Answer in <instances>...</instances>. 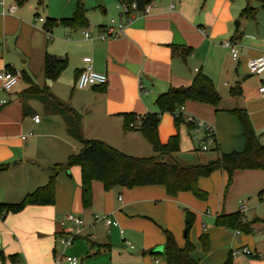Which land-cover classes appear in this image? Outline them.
I'll use <instances>...</instances> for the list:
<instances>
[{"label": "crops", "instance_id": "0c3cea01", "mask_svg": "<svg viewBox=\"0 0 264 264\" xmlns=\"http://www.w3.org/2000/svg\"><path fill=\"white\" fill-rule=\"evenodd\" d=\"M76 1L56 0L49 7L44 0H3L4 7L0 5V71L8 65L20 74L9 92L0 82V99H7L0 106V203L18 202L47 183L53 165L80 150L76 122L86 139L104 141L133 156H157L139 130L123 127L125 113L137 116V126L142 116L156 110L151 98L159 91L152 81L164 83L167 90L187 86L197 72L204 73L220 102L214 107L186 101L183 117L197 112L207 115L214 125L215 146L229 153L243 149L244 138L239 121L228 110L244 109L264 144L261 96L257 88L248 89L241 77L243 73L251 76L247 62L264 51V31L251 29L248 23L240 30L243 19L249 20L239 16L246 0H150L149 12L130 21L123 34L106 40L96 37L99 30L111 19H124L119 7L114 15L118 0H83L87 27H43L50 18L70 17ZM9 5L15 11L2 13ZM41 9L46 20L37 19ZM83 30L93 38H85ZM226 39L238 43L235 59L221 45ZM45 54L67 60L56 80L44 77ZM85 56L91 58L95 71L106 74L105 84L77 86ZM256 75L259 86L264 72ZM31 81L40 87L47 83L49 93H24ZM34 115H39L38 122ZM174 131L171 118L164 115L158 125L160 141L165 142ZM215 151L198 158L193 151L179 149L160 159L203 164L217 158L219 151ZM197 185L206 193L205 199L191 191L171 196L160 184L116 185L105 190L100 181L93 180L91 204L83 207L80 167L71 166L56 174L52 204H31L18 212L0 210V264H70L63 254L77 257V264H166L164 231L171 232L183 247L187 210L194 213L188 239L193 244L190 255L198 264H222L233 248L241 247L254 252L246 264H264V171L236 170L227 185V173L216 169L200 177ZM236 211L247 221L253 217L250 233L215 225L218 215ZM68 213L80 216L83 224H62ZM106 218L118 225H107ZM67 231L74 233V240L63 248L59 239ZM204 234L207 249L200 239ZM158 247H162L160 253L150 252Z\"/></svg>", "mask_w": 264, "mask_h": 264}, {"label": "trees", "instance_id": "16d2710c", "mask_svg": "<svg viewBox=\"0 0 264 264\" xmlns=\"http://www.w3.org/2000/svg\"><path fill=\"white\" fill-rule=\"evenodd\" d=\"M134 0H118V3L130 6ZM137 8L142 9L150 0H135ZM252 1H259L264 6V0H246L245 6L241 9L239 16L251 19L254 17V7ZM129 9L128 12H130ZM53 25H62L70 28H84L88 26L86 7L82 0H77L75 10L70 17L59 19H48L45 29H50ZM67 60L64 57H56L45 54L43 61V73L47 81L58 78L66 68ZM6 69L13 71L10 66ZM23 77L26 74L21 73ZM24 93L37 94L49 93V86L45 83L38 86L30 82ZM232 94L238 91L231 90ZM186 101H196L207 103L216 107L220 102V95L216 91L212 80L202 72H197L191 83L187 86L170 87L161 93L156 104L159 107L157 112H148L140 118L139 124L134 125L137 116L134 113L123 115V127L125 130H139L147 142L151 145L157 156L138 157L126 154L104 141L98 139H86L82 136L79 125L76 122L78 137L81 148L77 153L70 154L64 163H56L52 167V174L47 183L36 187L26 193L18 202L0 203V210L5 212H18L27 205L31 204H52L55 194L56 174L66 171L71 166L80 167V187L81 203L83 207H88L92 201L91 183L98 180L103 188L108 190L113 186L134 187L143 185L160 184L165 186L168 195L175 196L179 191H191L199 199H205L206 193L199 189L197 182L200 177L210 175L214 170L221 169L227 173V185L231 182L233 173L236 170L261 169L264 171V145L259 142L248 113L244 109H231L230 114L235 116L242 128L244 147L240 151L223 153L216 145L215 150L219 151L217 158L203 164L180 165L177 162H167L160 159L165 155H170L179 150V136L175 133L162 142L158 135V125L161 115L168 111L172 113L173 123L178 128L185 123L184 117L179 111L174 113L178 106H182ZM187 124V123H186ZM191 127V124H187ZM2 168V167H0ZM262 196V192L259 193ZM262 198V197H261ZM194 213L187 210L185 213V233L186 239L183 247H179L171 232L165 230V243L163 256L166 264H198L190 252L193 244L188 239V232L193 223ZM215 225L229 229H237L244 233H250L251 223L244 219L240 211L221 214L215 219ZM204 249L208 248V237L206 234L201 236ZM14 258L15 255H10ZM222 264H232V257H229Z\"/></svg>", "mask_w": 264, "mask_h": 264}, {"label": "built area", "instance_id": "2783aa9c", "mask_svg": "<svg viewBox=\"0 0 264 264\" xmlns=\"http://www.w3.org/2000/svg\"><path fill=\"white\" fill-rule=\"evenodd\" d=\"M0 5L4 7L3 0H0ZM117 7H119L122 15L123 21L117 22L114 19H111L110 22L102 27L99 30L98 35L96 36L100 40H106L108 38L116 37L123 34L126 25L132 21L134 18L139 17L141 14L149 12V3L144 5L142 9L137 8V2L134 0L130 3V6L125 4L118 3ZM129 9H131L130 12ZM15 11L14 5H9L6 8L2 9V13H13ZM38 20L42 21L43 18L38 17ZM83 34L85 38L92 39V35L87 31L83 30ZM221 45L231 52L232 58L235 59L238 55V43L235 39H226L223 40ZM83 61L86 65L79 71L77 76V86L80 88L88 87V86H95V85H103L107 82V76L105 73L97 72L93 69L91 64V58L89 56L83 57ZM248 71L252 74H261L264 72V51L262 54L256 58L250 59L247 62ZM20 78V74L18 72L10 71L8 69H3L0 71V82L1 87L6 91L9 92L13 86L17 83ZM141 89H144L142 85H140ZM257 91L261 96L263 105H264V82H262L258 87ZM7 103V99H0V106ZM33 120L35 122L39 121V115H34ZM185 123L191 124L192 128H195L196 134L194 135V139L197 143V148L206 150L210 143L214 142L215 132L214 128L205 123L204 121L198 120L193 116L187 115L184 117ZM201 129V130H199ZM264 198V197H263ZM65 222H70L75 226H79L83 224V220L80 216L68 213L65 214L62 219L61 223L64 224ZM105 223L107 225H118L116 221H112L111 219L106 218ZM122 232V230H120ZM60 243L62 244L63 248L70 246L74 240V233L67 231L65 235L60 237ZM132 245H130L131 247ZM238 251H232V253H237ZM242 253L247 255H254L246 249L245 247L242 248ZM64 260H66L70 264H77L79 262L77 257L74 256H62Z\"/></svg>", "mask_w": 264, "mask_h": 264}, {"label": "rangeland", "instance_id": "374dc122", "mask_svg": "<svg viewBox=\"0 0 264 264\" xmlns=\"http://www.w3.org/2000/svg\"><path fill=\"white\" fill-rule=\"evenodd\" d=\"M55 2H56V0H44V6L47 5L49 7H53ZM251 5L254 7V11H255L254 18H251L249 20L243 19V22H242V24L240 26V30H242L244 26L248 25V27H250L251 29H256V28L258 29L259 28L262 31H264V6L259 1H252ZM113 10H114V15H116L117 14V5H113ZM39 17H41L44 20H46L42 9L39 11ZM246 23H248V24L246 25ZM245 74L243 73V75H241V77L244 78L246 87L248 89H250V90L257 88L258 84H259V78L260 77L258 75H256V74H251V76L247 78ZM154 105L156 107L155 112L159 111L158 105L156 103ZM210 106H212V105H210ZM184 108H185V103L182 106L180 105V106L176 107V109L174 110V113H178L179 111H182L185 114L187 111H185ZM228 112H229V110H228ZM163 114L165 115V117L171 118V126L175 130L174 134L178 133L180 151H183V152H185V151H193L194 155L196 157H198V158L200 156H205V155H208V154H215L216 153V151L214 150L216 141L213 142V143H210L206 150L198 149L197 148V143H196V141L194 139V135L196 134L195 128L188 127L186 123L180 124L179 127L177 128L174 125V123H173L172 113L166 111ZM163 114L161 115L162 119H163V116H164ZM189 115L193 116L194 118H196L198 120L204 121L205 123L211 125L212 127L214 126L210 121H208L206 119L207 115H205V114L197 112V113H189ZM162 119H160L161 122H162ZM199 130H201V129H199ZM263 141H264V139L262 140V142ZM234 151H236V150H234ZM252 219H253V217L248 219V221H251ZM201 236L202 235H200V239H201ZM202 247H203V245H202ZM202 247H201V249H202ZM242 248L243 247H241V248H233L232 251H238L236 254L232 253V251H231L232 264H246V259L248 258L247 256H249V255L242 253L241 252ZM248 251H250L251 253H254V252H252L251 249H248ZM239 253L241 255H238ZM251 259H254V258L251 257Z\"/></svg>", "mask_w": 264, "mask_h": 264}, {"label": "water", "instance_id": "95a60500", "mask_svg": "<svg viewBox=\"0 0 264 264\" xmlns=\"http://www.w3.org/2000/svg\"><path fill=\"white\" fill-rule=\"evenodd\" d=\"M237 25V24H236ZM152 85L154 87H156L159 91V93L157 95H154L152 98H151V102H156L158 96L163 93L165 90H166V87H165V84L162 83V82H159V81H152ZM162 250V247H158V248H155V249H152L150 252L151 253H160Z\"/></svg>", "mask_w": 264, "mask_h": 264}]
</instances>
